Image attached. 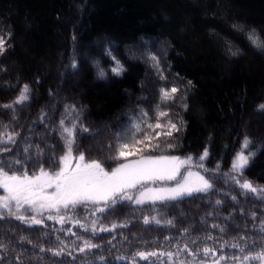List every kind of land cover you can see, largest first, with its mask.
<instances>
[{
    "label": "snow or ice",
    "instance_id": "6c2138e0",
    "mask_svg": "<svg viewBox=\"0 0 264 264\" xmlns=\"http://www.w3.org/2000/svg\"><path fill=\"white\" fill-rule=\"evenodd\" d=\"M233 28L244 31L241 25ZM246 35L254 47L264 49V34L247 29ZM6 45L0 35V56ZM226 47L230 56L239 55V49ZM103 54L114 62L109 70L122 75L124 65L112 48L106 46ZM146 55L166 81L160 57L151 51ZM93 63L98 76L106 77L100 62ZM70 67L78 70L75 59ZM180 93L175 84L161 87L151 115L137 107L107 140L82 122L81 108L68 103L55 124L56 105L41 108L22 135L17 131L19 113L33 99L28 83L13 101L0 105L9 114V122L0 121V264H26L25 252L58 258L54 264H264V219L246 211L250 196L264 203V185L244 178L255 155L253 142L244 136L227 171L219 161L207 167V146L197 155L174 154L186 122L166 105L180 99L187 110L186 96ZM48 94L56 99L51 90ZM258 110L264 111V104ZM40 126L45 132L32 135ZM48 134L58 139L59 151L46 142ZM87 137L93 139L85 147ZM197 201L209 210L201 209L199 220L190 219L183 205ZM238 214L249 217L251 226L247 220L238 222ZM137 226L140 232H130ZM153 229L178 235L146 239ZM226 251L237 254L228 256Z\"/></svg>",
    "mask_w": 264,
    "mask_h": 264
},
{
    "label": "trees",
    "instance_id": "16d2710c",
    "mask_svg": "<svg viewBox=\"0 0 264 264\" xmlns=\"http://www.w3.org/2000/svg\"><path fill=\"white\" fill-rule=\"evenodd\" d=\"M233 25L243 26L244 31ZM247 29L264 34V0H0V35L7 42V51L0 56V69H7L0 71V105L13 101L28 83L33 99L19 113L21 126L17 131L22 135L41 108L56 105L51 121L55 124L63 104L68 103L81 108L82 122L107 140L137 107L149 109L151 115L159 102V89L175 84L181 89L178 96H186L183 102L188 108H182L180 99L166 105L174 117L186 122L174 154L197 155L207 146V167L213 168L219 161L227 171L247 135L255 155L244 178L264 185V111L258 110L264 104V49L250 43ZM160 44L165 50L159 49ZM229 44L239 49V55L228 54ZM106 46L123 63L122 75L109 70L114 62L103 54ZM148 51L160 57L166 81L152 67ZM73 59L78 70L70 67ZM94 60L103 66L106 77L98 76ZM76 73L80 82L75 80ZM188 81H192L191 86ZM0 121L9 122L3 108ZM41 132H45L42 126L32 135ZM92 139L85 138L83 146ZM45 140L56 144L59 151L55 136L48 134ZM93 155L103 158L100 153ZM183 207L190 219L196 220L201 209L209 210L199 201L186 202ZM246 211H256L264 219V203L255 197H249ZM236 219L242 225L245 220L249 227L252 224L249 217L238 214ZM140 231V226L130 229ZM165 235L178 233L153 229L145 238L162 240ZM108 239L105 234L103 241ZM122 252H109L106 257L112 259ZM21 255L26 264H54L58 259L31 252Z\"/></svg>",
    "mask_w": 264,
    "mask_h": 264
},
{
    "label": "rangeland",
    "instance_id": "374dc122",
    "mask_svg": "<svg viewBox=\"0 0 264 264\" xmlns=\"http://www.w3.org/2000/svg\"><path fill=\"white\" fill-rule=\"evenodd\" d=\"M144 42H145V41H143V43H144ZM164 44H165V43H164ZM159 49L163 51V50H165V46H164L163 44H160V45H159ZM85 56L88 57V58H90V56H88L87 54H85ZM78 75H79V73H76V74H75V80H77V82H78V81L80 82V77H79Z\"/></svg>",
    "mask_w": 264,
    "mask_h": 264
}]
</instances>
